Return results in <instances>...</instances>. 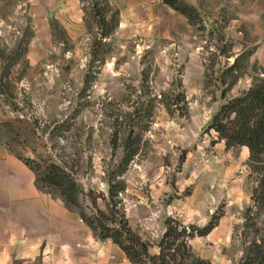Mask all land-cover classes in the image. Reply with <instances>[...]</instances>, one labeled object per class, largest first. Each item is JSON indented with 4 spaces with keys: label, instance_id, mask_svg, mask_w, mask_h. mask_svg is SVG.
<instances>
[{
    "label": "rangeland",
    "instance_id": "1",
    "mask_svg": "<svg viewBox=\"0 0 264 264\" xmlns=\"http://www.w3.org/2000/svg\"><path fill=\"white\" fill-rule=\"evenodd\" d=\"M107 1V20L118 10L119 22L103 36L92 6ZM187 1L198 9L192 19L163 0H85L80 23L35 22L25 4L15 17L3 13L0 144L36 176L49 161L66 166L87 212L110 203L150 240L149 210L165 216L194 196L222 215L230 197L224 252L241 264L264 235V207L248 210L257 173L250 149L227 147L209 124L224 102L264 81V0Z\"/></svg>",
    "mask_w": 264,
    "mask_h": 264
},
{
    "label": "crops",
    "instance_id": "2",
    "mask_svg": "<svg viewBox=\"0 0 264 264\" xmlns=\"http://www.w3.org/2000/svg\"><path fill=\"white\" fill-rule=\"evenodd\" d=\"M24 4L35 22L80 23L85 17V0H0V20L8 19L3 13L15 17ZM36 177L27 163L0 144V264H134L118 243L111 238H98L76 209L60 194L41 188ZM229 198L230 207L217 225L208 234L198 235L206 238L207 246L202 247L194 238L190 240L193 250L212 264H237L224 252L234 223L230 209L233 201ZM240 198L233 197L235 201ZM215 205L186 196L174 202L165 216L162 211L149 210L147 222L156 229L151 240L159 237V229V234H163L167 215L204 225ZM159 250L156 244L150 247L152 253Z\"/></svg>",
    "mask_w": 264,
    "mask_h": 264
},
{
    "label": "trees",
    "instance_id": "3",
    "mask_svg": "<svg viewBox=\"0 0 264 264\" xmlns=\"http://www.w3.org/2000/svg\"><path fill=\"white\" fill-rule=\"evenodd\" d=\"M163 1L190 19L198 14L197 6L187 0ZM109 6V1L102 9H98L96 3L92 6L94 17L99 16L96 20L102 27L103 36L110 35L119 22L118 10L114 11L110 20H107L106 9H109ZM209 127L217 131L219 138L225 140L227 147L237 144L249 147V160L251 168L257 173V184L253 188L252 203L248 210L254 206L264 207V81L224 102L213 114ZM132 154L133 152L129 150L124 156L123 168L127 167ZM36 179L38 184L43 181L57 187L66 203L72 208H78L81 217L93 229L95 235L100 239L111 238L118 243L134 264H212L211 260L196 254L190 240L196 235L208 234L217 225L221 213H213L204 225L187 224L176 216L167 215L163 234L158 240L152 241L144 238L130 224L125 210L110 207V203H107L108 211H105L94 201L93 211L87 212L79 196L83 191L82 185L75 175L59 162L49 161L39 171ZM40 187L44 188L43 185ZM110 193L113 199L118 195L113 187L110 188ZM154 244L159 246L158 253L150 251ZM241 264H264V235L251 240Z\"/></svg>",
    "mask_w": 264,
    "mask_h": 264
}]
</instances>
